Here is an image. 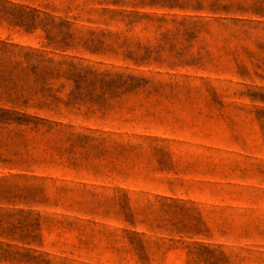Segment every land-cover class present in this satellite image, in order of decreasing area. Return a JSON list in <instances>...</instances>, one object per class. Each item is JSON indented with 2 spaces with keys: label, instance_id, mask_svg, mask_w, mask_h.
<instances>
[{
  "label": "rangeland",
  "instance_id": "1",
  "mask_svg": "<svg viewBox=\"0 0 264 264\" xmlns=\"http://www.w3.org/2000/svg\"><path fill=\"white\" fill-rule=\"evenodd\" d=\"M0 1L121 32L152 53L135 65L111 52H59L40 29L5 21L0 40L153 77L103 115L28 107L55 124L49 133L0 129V264H200L187 253L193 243L229 255L211 264H264V129L255 114L264 103L248 96L264 92V23H255L264 19L230 7L254 0ZM103 9L166 21L128 30ZM183 18L199 23L179 27Z\"/></svg>",
  "mask_w": 264,
  "mask_h": 264
},
{
  "label": "trees",
  "instance_id": "2",
  "mask_svg": "<svg viewBox=\"0 0 264 264\" xmlns=\"http://www.w3.org/2000/svg\"><path fill=\"white\" fill-rule=\"evenodd\" d=\"M233 13L250 15L264 19V0L252 3L232 4ZM107 20L121 22L131 30L138 22L145 23L166 21L163 17L138 12H125L103 9ZM0 21L17 26L25 31L40 29L43 32L45 47L59 52H84L103 55L111 52L121 54L135 65L146 64L152 53L151 47L133 40L132 36L121 32H101L82 30L74 27L68 20H60L36 9L9 5L0 1ZM178 26L193 27L199 21L186 18L179 20ZM262 24L264 21L257 20ZM166 31L165 34H168ZM144 51L141 55L140 52ZM243 72L246 71L244 67ZM153 85V77L135 71L113 68H99L85 63L83 59L48 57L39 49L20 47L0 40V96L8 93L17 97L1 102L0 129L9 132L39 134L42 130L49 133L55 124L48 120L32 116L25 112L28 107L51 110L59 113L60 106L73 107L77 111L85 108V113H103L112 103L120 101L129 94H138ZM159 86V85H158ZM66 93H63L64 89ZM254 100L264 103V92L248 94ZM35 98V101H33ZM32 102V103H31ZM257 120L264 129V108L255 110ZM13 127L12 129H9ZM188 255L198 259L200 264H211V260L229 262V255L221 247H210L202 243H193L188 247Z\"/></svg>",
  "mask_w": 264,
  "mask_h": 264
}]
</instances>
